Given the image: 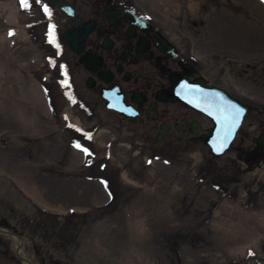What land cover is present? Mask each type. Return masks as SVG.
<instances>
[{
  "label": "rangeland",
  "instance_id": "obj_1",
  "mask_svg": "<svg viewBox=\"0 0 264 264\" xmlns=\"http://www.w3.org/2000/svg\"><path fill=\"white\" fill-rule=\"evenodd\" d=\"M13 1L17 20L0 16V228L22 240L24 256L35 264H240L256 254L262 257L248 264H264V166L247 172L234 149L213 156L202 144L174 148L165 159L163 147L110 140L116 133L104 125L92 142L89 123L69 102L56 39L36 0L27 8ZM141 3L209 79L249 106L241 130L258 136L264 3ZM15 249L0 232V264H26Z\"/></svg>",
  "mask_w": 264,
  "mask_h": 264
},
{
  "label": "flooded vegetation",
  "instance_id": "obj_2",
  "mask_svg": "<svg viewBox=\"0 0 264 264\" xmlns=\"http://www.w3.org/2000/svg\"><path fill=\"white\" fill-rule=\"evenodd\" d=\"M36 4L56 39L54 52L69 102L89 123L92 142L96 129L104 125L116 133L110 140L118 142L123 136L152 150L163 147L166 159L174 148L186 152L198 144L206 146L203 136L214 126L207 114L178 96L187 83L214 85L244 104L184 54L147 16L141 0H36ZM244 105L245 115L228 150L237 152L249 172L264 166L263 147L257 143L264 129L252 140L241 130L249 110ZM246 139L252 144L244 147Z\"/></svg>",
  "mask_w": 264,
  "mask_h": 264
},
{
  "label": "water",
  "instance_id": "obj_3",
  "mask_svg": "<svg viewBox=\"0 0 264 264\" xmlns=\"http://www.w3.org/2000/svg\"><path fill=\"white\" fill-rule=\"evenodd\" d=\"M264 2V0H261ZM170 48V47H168ZM178 96L188 105L195 107L196 109L207 114L214 122L210 133L203 136L204 143L207 145L209 152L214 156L225 154L234 138L243 117L246 112V106L240 103L238 100L230 97L223 89L218 88L214 85L203 86L201 82L190 84L187 83L185 89L181 91ZM233 106L242 110L239 122L235 128H232V120L229 119L233 112ZM257 143L262 145L264 152V133L257 139ZM221 144L226 145L221 151H217V147ZM0 232L13 234L9 231L0 228ZM22 240L20 239L19 246L15 249V255L17 258L26 264H35L27 259L25 256H21L19 248H21ZM261 255L252 254L246 257L243 263L248 264L250 260H257L261 258Z\"/></svg>",
  "mask_w": 264,
  "mask_h": 264
},
{
  "label": "bare ground",
  "instance_id": "obj_4",
  "mask_svg": "<svg viewBox=\"0 0 264 264\" xmlns=\"http://www.w3.org/2000/svg\"><path fill=\"white\" fill-rule=\"evenodd\" d=\"M0 16L5 18V20L7 22L14 23L17 20V17H18V6H17L16 2L13 1V0L0 1ZM10 31H14L15 33H17V31L15 29H13V28ZM69 33H71V32L67 31V33H65V34L68 36ZM2 38L3 39L6 38V32L4 33ZM69 42L70 43L72 42L71 39L69 40ZM32 91H33V93H35L36 100L40 101L41 103L44 104L45 103V100H44L45 97H44V94H43L42 90H39L37 88V90L36 89H32ZM66 114H67V117H70L71 110L67 111ZM73 120H74V124L77 125V123L79 122L78 118L77 117H73ZM96 135H98V133ZM122 179L125 180V181H128V182L130 181V180H128V178H127V176L125 174H122ZM140 225H137L139 229H141ZM10 236L13 239V241L16 243V248H17L19 246L20 239L17 236L13 235V234H10ZM19 251H20L21 256H24V254L22 253L21 248H19Z\"/></svg>",
  "mask_w": 264,
  "mask_h": 264
},
{
  "label": "snow or ice",
  "instance_id": "obj_5",
  "mask_svg": "<svg viewBox=\"0 0 264 264\" xmlns=\"http://www.w3.org/2000/svg\"><path fill=\"white\" fill-rule=\"evenodd\" d=\"M21 6L24 7V8H27L28 7L27 0H21ZM45 11L47 12L48 9L45 8ZM10 35H11V33H10ZM50 35H51V30H50ZM233 109H234L233 114L230 117H228V118L232 120V128L234 129L236 124L239 122V117H240V114H241L242 110L239 109V108H235V106H233ZM225 146L226 145L221 144L219 147H217L216 150L217 151H221L223 149V147H225ZM76 147H81V145L77 144ZM83 151L85 152L86 155L89 154L88 150L86 148H84Z\"/></svg>",
  "mask_w": 264,
  "mask_h": 264
}]
</instances>
